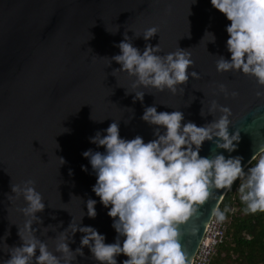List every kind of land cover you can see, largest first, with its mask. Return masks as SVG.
I'll list each match as a JSON object with an SVG mask.
<instances>
[{
	"label": "water",
	"instance_id": "95a60500",
	"mask_svg": "<svg viewBox=\"0 0 264 264\" xmlns=\"http://www.w3.org/2000/svg\"><path fill=\"white\" fill-rule=\"evenodd\" d=\"M194 2L0 0V264L10 258L7 245L22 243L19 226L23 228L29 219L20 211L26 203L23 196L17 198L11 185L22 186L29 179L35 180L46 205L36 213L42 223L34 222L33 228L49 250H55L56 237L73 218L78 224L84 212L81 226H93L106 235V243L115 242L113 218L92 191L97 177L89 158L82 153L105 150L92 143L90 137L97 131L106 135L103 130L113 121L119 122L122 138L140 135L145 143L154 139L156 126L141 119L147 106L154 105L158 111L180 110L184 123L192 121L203 126L219 117L218 110L208 114L211 101L216 100L230 107L229 131L240 129L241 140L232 153L206 140L200 155L241 156L245 168L264 148V97L256 95L264 88L254 76L216 70L220 55L231 59L226 46V26L231 21L212 6L211 0ZM153 26L158 33L145 40L144 30ZM206 31L215 34L214 43L209 41L211 34L204 37ZM125 32L141 52L146 44H160V54L179 47L187 49L195 62L189 72L197 71L200 78L190 77L187 85L178 86L185 88L183 93L133 89L135 77L126 72L114 73L121 65L111 61L120 54L116 45L124 40ZM220 84L238 95L225 96ZM139 90L145 91L143 102L134 100L132 91ZM82 165L88 170H82ZM226 191L214 190L200 207L199 218L194 217L184 226L187 230L199 226L197 235H186L181 241L191 261L213 209ZM89 198L97 201L95 218L86 214ZM82 235L77 231L69 241L73 251L80 247ZM83 251L84 255H77L72 264H99L92 259L89 248ZM126 258L123 254L117 256L118 264Z\"/></svg>",
	"mask_w": 264,
	"mask_h": 264
},
{
	"label": "clouds",
	"instance_id": "9594fccd",
	"mask_svg": "<svg viewBox=\"0 0 264 264\" xmlns=\"http://www.w3.org/2000/svg\"><path fill=\"white\" fill-rule=\"evenodd\" d=\"M211 4L231 21L226 26L229 35L226 46L231 59L220 55L216 70L254 76L257 84L264 88V0H211ZM157 33L156 26L147 28L143 38L149 40ZM209 34V41L214 43V33L206 31L204 37ZM116 46L120 54L111 57V61L121 67L113 72H126L135 77L133 89L155 88L158 91L167 89L173 94L183 93L185 88L178 86L187 85L190 77L200 78L197 71L189 72L195 62L187 49L179 47L160 54L163 53L160 44H146L141 52L133 46L127 32ZM219 88L225 96L238 95L236 91L229 93L224 84ZM132 92H135L134 100L143 102L145 91ZM256 95L264 97V90H257ZM217 110L220 112L218 118L198 126L192 121L184 123V113L180 110L158 111L154 105L147 106L141 119L156 126L155 138L147 143L140 135L122 138L117 121L103 130L106 135L97 131L90 137L92 143L105 149L103 152L88 149L82 155L89 158L97 177L92 191L108 209L107 215L113 218L112 227L117 233L114 243H106V235L95 227L81 226L84 212L78 224L73 218L68 228L56 237L55 250H49L47 242L37 236L33 228L34 222L42 223L36 213L46 207L35 180H26L22 186L12 184V193L17 198L22 195L26 202L20 211L29 219L23 228L19 226L22 243L12 247L6 244L10 258L3 264H72L77 255H84V247L90 249L92 259L99 264H118L117 256L121 254L127 257L122 264H191L181 241L186 235H197L199 226L190 230L184 226L194 217L199 218L200 207L211 198L214 190L231 191L238 180L241 182L237 191L245 205L244 211L264 213V155L259 158L253 155L249 163L251 165L253 159L256 163L246 170L241 156L200 155L206 140L228 153L238 148L240 129L234 133L229 131L230 107L211 101L208 114L214 115ZM201 115L204 116L203 108ZM61 160L63 164L62 157ZM81 167L88 170L85 165ZM8 199L12 196L8 195ZM86 203L87 216L95 218L97 201L89 198ZM228 211V208L221 211L216 207L212 214L223 222ZM77 231L84 235L80 247L73 251L69 241Z\"/></svg>",
	"mask_w": 264,
	"mask_h": 264
},
{
	"label": "trees",
	"instance_id": "16d2710c",
	"mask_svg": "<svg viewBox=\"0 0 264 264\" xmlns=\"http://www.w3.org/2000/svg\"><path fill=\"white\" fill-rule=\"evenodd\" d=\"M264 155L261 151L256 157ZM253 159L245 170L254 165ZM241 181L226 191L219 208L226 214L227 229L224 241L217 247L209 264H264V213H246L245 205L239 199L237 188Z\"/></svg>",
	"mask_w": 264,
	"mask_h": 264
},
{
	"label": "built area",
	"instance_id": "2783aa9c",
	"mask_svg": "<svg viewBox=\"0 0 264 264\" xmlns=\"http://www.w3.org/2000/svg\"><path fill=\"white\" fill-rule=\"evenodd\" d=\"M226 229V221L220 222L212 214L205 227L191 264H209L212 256L216 253L217 247L224 241Z\"/></svg>",
	"mask_w": 264,
	"mask_h": 264
}]
</instances>
